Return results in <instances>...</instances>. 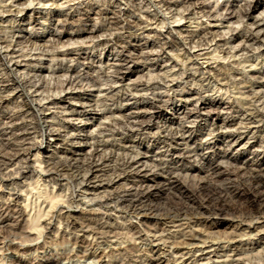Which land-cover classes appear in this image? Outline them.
<instances>
[{
  "label": "clouds",
  "instance_id": "9594fccd",
  "mask_svg": "<svg viewBox=\"0 0 264 264\" xmlns=\"http://www.w3.org/2000/svg\"><path fill=\"white\" fill-rule=\"evenodd\" d=\"M262 158L264 0H0V264H264Z\"/></svg>",
  "mask_w": 264,
  "mask_h": 264
},
{
  "label": "bare ground",
  "instance_id": "6f19581e",
  "mask_svg": "<svg viewBox=\"0 0 264 264\" xmlns=\"http://www.w3.org/2000/svg\"><path fill=\"white\" fill-rule=\"evenodd\" d=\"M27 14H28V9L25 10V12H24L23 15H24V16H27ZM22 18H23V17H22ZM69 35H70V34H69ZM79 39H80V40H81V39H82V40H83V39L85 40V39H86V36H80ZM64 51H69V52H71V51H72V48H67V49H64V50L62 49L61 52L58 53V55L63 54ZM48 61H49V60H47V62H48ZM49 62L51 63V61H49ZM20 67L22 68L23 65H21ZM52 81L54 82V84H52V83H53ZM51 85H53V86H51ZM49 86H50L51 88H53V89H57V88L59 87V85L56 83V81H55L54 79L49 81ZM64 87H68V86L65 84ZM81 94H82V93H80L79 91H77V92L74 93V92L71 90V88H68V91L65 92L64 96H68V95H81ZM64 96L57 95V96L53 97V100H57V101L63 100V99H64ZM49 103H52V100H49ZM213 115H215V114H213ZM221 135H222V136H231L232 134L227 133V134H221ZM246 139H247V136H245L244 139L241 140L240 143L236 145V147H240V145L243 144V143L245 142ZM256 143H257V142L254 141L253 144L248 145L247 148H241V151H240V153H239V156H240V158H241L242 160H243L242 155H243L245 152H249L250 155H251V151H250V149H251ZM80 147H85V146L81 145ZM262 159H264V158H262ZM73 215L75 216V215H77V214L73 213ZM154 247H158V245H154ZM202 247L206 248L207 245L196 244V248H197V249L202 248ZM205 254H206V253H205ZM185 264H187V261H185Z\"/></svg>",
  "mask_w": 264,
  "mask_h": 264
},
{
  "label": "rangeland",
  "instance_id": "374dc122",
  "mask_svg": "<svg viewBox=\"0 0 264 264\" xmlns=\"http://www.w3.org/2000/svg\"><path fill=\"white\" fill-rule=\"evenodd\" d=\"M32 10L31 9H28V13L29 12H31ZM28 15V14H27ZM180 25H177V27H179ZM84 40V39H83ZM82 39H81V41H83ZM67 48H72L71 46H69V47H67ZM67 48H64V49H67ZM63 49V50H64ZM45 63H49L50 64V62L48 61L47 62V60L45 61ZM53 82V81H52ZM52 84H54V82L52 83ZM51 86H53V85H51ZM53 89V88H52ZM53 90H55V89H53ZM65 94V93H64ZM47 103H49V101H47ZM249 156H251L250 155V153L249 152H245L243 155H242V158L243 159H247ZM62 201H63V197L61 196V195H56V196H54V197H52L50 200H49V202H48V204L46 205V206H42V208L40 209V211L41 212H43V215H40V214H38L37 215V220L42 224V223H44V222H46L47 221V219L49 218V215L52 213V212H54V211H56V210H58L59 209V207H62ZM27 208H26V212H27ZM73 213H75V214H77V211L76 210H73ZM154 218H152V217H143L142 218V222H150V221H152ZM26 247H32L31 245H27Z\"/></svg>",
  "mask_w": 264,
  "mask_h": 264
}]
</instances>
